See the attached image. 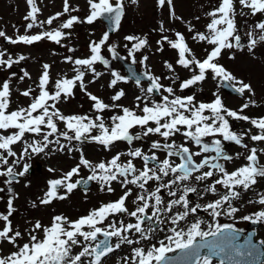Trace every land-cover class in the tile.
<instances>
[{"label":"snow or ice","instance_id":"1","mask_svg":"<svg viewBox=\"0 0 264 264\" xmlns=\"http://www.w3.org/2000/svg\"><path fill=\"white\" fill-rule=\"evenodd\" d=\"M87 2L90 7V14L87 15L84 22L92 24L103 18L111 23V31L118 30L121 18L125 14L123 0H87ZM137 2L138 0H131L132 4ZM157 2L159 6L167 4L172 17L180 19L171 11L172 0H157ZM238 2L241 6L240 15L264 14V0H238ZM26 4L28 11L24 19L29 21L26 25V31L34 27H43L45 23L52 25L63 13L75 11L70 7L69 0H64L63 13H56L48 17L46 21H39L40 8L37 6L36 0H26ZM244 9H248V13H245ZM236 14L234 0H221L218 7L207 13L211 17L206 26L207 33L197 32L193 36V40L203 41L212 46L203 60L195 56L182 33L176 32L175 39H170L166 35L161 37L162 41L167 42L170 48L177 51L176 63L193 73L190 78L179 84L181 91L205 81L208 74L211 73L212 79L227 82V86L232 87V90L238 94L253 93L250 84L237 81L231 73L218 63L222 50L244 47L235 23ZM77 22H80L78 17L72 15L56 29L41 31L34 35H17L15 38L8 37L4 31H0V38H4L14 45L18 43L31 45L44 39L60 44L65 36L62 29H71ZM160 30L161 32L166 31L163 23H161ZM189 31H191V27ZM245 35L249 52L255 49L258 44L264 43V20L257 22ZM124 39L133 42L128 48V57H131L135 63V53L147 45V39L136 36H126ZM109 40L110 35L106 31L98 42H93L90 45L91 55L88 58L73 61L72 57H66V62H72L76 66L74 69L76 74L71 79H58L54 85L55 90L51 92L48 88L50 66L44 64L37 85L39 94L32 99L27 108L8 111L11 93L10 81L5 80L0 85V131L9 133L0 134V165L5 166L0 169V177H5V183L10 185L17 177L25 176L29 170L27 163L23 165L21 171L16 172L14 170V165L19 163V160L28 157L29 152L40 154L53 144L57 146L54 150L72 152L71 142L73 140L77 142L90 140L108 148L118 141H126L128 144H132L134 140H140L149 135H159L165 143L153 141L151 149L164 150L168 157H179L180 162L173 163L168 158L160 161L155 151L148 155L140 148L127 152V155L132 159L126 163L120 162V153L107 162H99L95 165L81 155L78 165L65 173L62 178L48 182L49 187L44 198L40 201L41 204L47 205L53 199H65V195L59 194L61 190L71 193L77 189L78 185L87 184L89 181L98 182L102 188L106 187L108 192L114 191L111 184L118 181L126 189L124 194L118 200L102 204L99 208L90 211L88 215L75 221H68L63 216L53 217L50 226H43L41 222L36 221L29 231V242L23 245L17 243L18 239L22 237V233L13 229L9 219L14 211L13 198L10 197L7 215L0 214V221L3 222V227L0 229V242H7L13 245L16 250L6 256H0V264H85L84 258L89 257L91 259L88 264H103V258L119 249L122 244L132 245L150 240L149 233L154 234L159 226L166 222L172 225L168 229L171 234L147 249L133 248L130 260L125 258L124 264H214L213 257L219 258L220 264H255L256 258L264 256V251H261L257 244L253 243L252 234H249L244 238L243 243H240V230L234 228L232 224L215 222L220 215L226 214L231 217L239 210L232 203L240 197V191L237 189L242 188L244 191H250L257 185L259 179L264 178V163L260 162L258 155L264 153V148L252 147L249 149L248 145L243 143L246 133L238 134L233 131L229 121L231 118L232 120L249 122L258 130L257 134L250 135V139L253 142H264V117L250 118L242 114L250 105L254 106L255 101L245 102L239 111L228 109L223 104L222 98L216 93H213L215 99L212 102L196 103L194 95L184 97L175 95L172 87H165L161 84L160 77L153 76L146 71L144 75L150 81V85L146 89L141 87V92L144 95L136 97L137 101L143 102L142 108L137 104V108H140L142 114L119 104H106L97 96L87 93L84 79L86 71L92 72V82H95V79L101 75L94 67L97 63L106 68L109 67V60L102 55V46H107L108 52L114 59L118 58L116 46L108 43ZM157 43L159 44L161 41H157ZM69 51H73V49H69ZM4 55V52H0V66L9 69L13 64L25 59L23 55L15 60L11 56L4 59L2 58ZM146 60L147 57L145 56L140 63L143 64ZM165 66L169 71L174 72L172 64L165 62ZM22 71L23 76L19 78L21 81L25 77H29L27 71L23 69ZM12 75L15 76V73ZM111 76L113 78L109 87H115L119 82L128 81L127 77L116 71H111ZM135 83L140 86L141 79L137 77ZM236 83L239 84L238 87L235 86ZM77 85L94 102L92 107L97 113H102L111 108H120L122 114L110 117L111 127L105 124L104 118L100 114H97L93 119L81 115L66 116L59 111L56 107L57 103L61 99L71 97L73 89ZM31 93L32 89L29 88L21 94L29 97ZM163 93L168 95H163ZM154 94L160 95L159 102L152 99ZM124 95V91L120 90L111 99L119 101ZM50 101L51 103H49ZM57 121L63 122L65 131H59ZM136 127L142 131L133 135L131 130ZM94 129L98 130L99 134L91 135ZM28 133L37 136L42 135V140L36 139L27 143L25 137ZM178 133L182 134L187 141L197 145L199 151L192 152L187 146L176 145L174 140L171 143L167 142ZM50 137H54V139H50ZM61 137L68 144L61 143ZM206 137H211V141L205 142L204 138ZM18 142L25 143L24 149L19 157L12 160L10 164L8 158L17 157L12 146ZM223 142L234 143L244 148L246 150L244 158L247 163L234 171H227L219 161H230L233 157L226 153ZM206 153H214V155H205L199 163L195 161L194 157ZM136 158L143 161L142 170L137 169L133 163ZM81 166L89 169L90 174L86 180L78 179L71 182L72 177L79 176ZM204 168L209 170L201 171ZM49 170L52 171V169ZM217 172L220 174V178L215 179L212 184H208L204 192L216 194V186L219 185L226 190L225 193L220 195L219 199L206 205L202 206L199 203L193 205L189 194L202 195V193L198 191L197 187L186 182L193 179L197 182L207 181L214 177ZM193 173L199 174L193 176ZM170 174L173 178L167 182L159 183L155 190L148 191L145 188V185L150 181L160 182L163 177H168ZM127 185H135L142 190V194L136 196L134 203L137 206L131 212L126 207V200L132 194L131 188H127ZM162 189H167L168 196L174 197L167 202L166 206L160 194ZM8 191L11 192L10 187ZM257 196V200L249 201V203H258L264 206V193H258ZM150 201H154V203H150ZM177 206L182 207L183 211L174 212L173 210ZM225 207L226 212L224 211ZM149 209H151L150 215L148 214ZM201 210L208 212L213 220L207 229L202 227L205 223L202 219H195L186 229L180 227L181 221H185L190 215H195ZM117 214L133 217L135 223L125 225L121 221L119 226L116 222L108 224L107 227L103 226L109 217ZM165 216H167V220L164 219ZM242 219L251 220L253 223L264 222V210L257 211L251 216L245 215ZM145 222L148 224L147 228L142 227ZM37 230H42V238H38L34 234ZM132 231L139 234V240L134 241L129 238L128 234ZM100 236L103 239H100ZM113 237L117 238L114 245L111 243ZM78 245L81 246V250L77 254H73L74 247ZM260 245L264 247V241H261ZM177 251L180 255H169ZM260 264H264V260H261Z\"/></svg>","mask_w":264,"mask_h":264},{"label":"rangeland","instance_id":"2","mask_svg":"<svg viewBox=\"0 0 264 264\" xmlns=\"http://www.w3.org/2000/svg\"><path fill=\"white\" fill-rule=\"evenodd\" d=\"M36 2L37 6L40 8V12L38 13L39 21H46L48 17L56 13H63L64 0H36ZM220 2L221 0H172L171 11L174 12L176 17H180V19H174L170 14L169 6H167V4H165V6H159L157 0H138L136 4H132L131 0H123L125 14L121 18V24L118 30L109 33L110 40L108 43L115 45L116 51L120 55L128 60H132L131 57H128V48L131 47V43L133 42L125 40L124 37L136 36L142 39L146 38L147 45L139 52L135 53V64L137 68L145 72L147 71L153 76L160 77L161 84L165 87H172L175 95L181 97L194 95L196 103H210L215 99L213 93H216L222 98L223 104L228 109L236 111H239L245 102L254 100L255 105H250L242 114L250 118L264 117V43L258 44L255 49L249 52L247 49V37L245 35L257 22L264 20V14H257L256 16H252L251 14L240 15L241 6L238 0H234L237 13L235 16V23L238 28V34L242 37L241 43L244 47L224 49L218 59V63L231 73L237 81H243L251 85L253 89V93L251 94L245 92L241 95L228 92L223 88L221 80L212 79L211 73L208 74L205 81L181 91L179 84L183 80L190 78L193 73L176 63L178 59L177 51L170 48L167 42L161 40V37L164 35L168 36L170 39H175V33L180 32L184 35L186 43L195 56L203 60L206 58L207 51H210L212 46L203 41L193 40V36L197 32L207 33L206 26L211 20V17H209L207 13L218 7ZM69 4L75 11L63 13L52 25H47L45 23L43 27H34L26 31V25L29 23V21L24 19L28 11L26 0H0V31H4L6 35L11 38H15L17 35H34L41 31L59 28L60 24L72 15L77 16L80 21L75 23L71 29H62L65 36L62 38L60 44L44 39L31 45L23 43L14 45L4 38H0V52L5 53L2 58L7 59L11 56L12 59L15 60L21 55L25 57L23 61L13 64L10 69L5 66H0V85H2L5 80L10 81L11 93L8 111H14L18 108H27L32 102V99L39 94L37 85L39 83V77L43 72L44 64L50 66V81L48 85L50 92L55 90L54 85L58 79L73 78L76 74L74 71L76 66L72 62H66L65 58L72 57L73 61L75 59L88 58L91 55L90 45L93 42H98L102 38L103 33L107 31L106 25L101 19L96 20L92 24L84 22L87 15L90 14V7L87 0H69ZM243 11L248 13V9H244ZM161 23H163V27L166 29L164 32L160 30ZM190 27L191 31H189ZM157 41H161V43L158 44ZM69 49H73V51H69ZM102 55L109 60V67L106 68L100 63L94 65L96 71L101 73V75L95 79V82H92V72L86 71L84 83L87 93L97 96L106 104H119L123 107L135 110L138 114H142L140 108L143 107V102L137 101L136 97L144 95L141 92V87L146 89L149 86L148 82L146 80H141L140 86H137L134 80L127 77V82H119L115 87H109L110 81L113 78L111 76V71H116L123 76H125V72L121 63L116 58L114 59L108 52L107 46H102ZM145 56L147 60L141 64L140 61ZM165 62L173 65L174 72L166 68ZM22 69L29 73V77H25L21 81L19 78L23 76ZM12 73H15V76H13ZM173 81L175 82L173 83ZM235 85L237 87L239 86L238 83ZM29 88L32 89L31 95L29 97L23 96L21 93ZM120 90H123L125 95L119 101H113L111 97ZM163 95L168 94L163 93ZM152 99L159 102L161 97L159 94H154ZM49 103H51V101ZM93 103L94 102L89 99L88 95L77 85L73 89V95L67 99H61L56 107L66 116L81 115L94 119L97 114H100L103 116L104 122L108 127H110L112 123L110 119L111 116L122 114L118 107L104 110L102 113H97L92 107ZM137 104L140 105V108H137ZM229 121L233 131L238 134L246 133L243 143L247 144L249 149L252 147L264 148V142H253L250 139V135L257 134L258 130L249 122L232 120L231 118H229ZM57 126L60 132L66 130L62 121H57ZM45 131H47V129H45ZM141 131L139 127H136L133 135ZM0 134L9 133L0 131ZM97 134H99V132L96 129L91 133V135ZM36 139L42 140V135L26 134L25 140L27 143H31ZM50 139H54V137H50ZM204 139L205 142H210L212 138L206 137ZM173 140L176 145L187 146L192 152L199 151V147L191 141H187L182 134H176L167 142L171 143ZM153 141H159L161 144L165 143L163 138L159 135H149L140 140H134L132 144L118 141L108 148H104L102 145L90 140H85L83 142L73 140L71 142V147H73L72 152H68L67 150H54L57 147L55 144L50 145L45 152L40 154H31L29 152L28 157L19 160V163L14 165V170L19 172L23 169V165L27 163L29 165V170L25 176L17 177L10 185L5 183V177H0V214L7 215L8 200L10 197L13 198L14 211L9 219L13 229L19 230L22 233V237L18 239L17 243L23 245L29 242V231L36 221L41 222L43 226H50L55 216H63L66 217L68 221H74L77 214L87 212L100 200L106 201L108 198H113L115 196L113 195L112 197V194H109L112 192H108L106 187L102 188L98 182L92 181V184L89 182L87 187L82 189L78 186L77 189H74L71 193H66L64 190H61L59 194L65 195V199H53L52 202L47 205L40 203L48 190V182L53 179L62 178L65 173L78 165L81 155L95 165L99 162H107L111 160L113 156L120 153V162L126 163L129 159H132L127 155V152L134 150L135 146H141L143 152L146 154H151L152 151H155L158 159L162 161L165 159V154H167V152L164 150H152L151 144ZM60 142L68 144L63 137L60 138ZM24 146V142H18L16 145L12 146L13 150L17 153V157H9L10 164L12 160L19 157ZM223 146L226 153L233 157L230 161H219L224 165L227 171H234L247 163L244 158L246 152L244 148L230 142H223ZM205 155L211 156L214 155V153L201 154V156L194 157V159L199 163ZM258 155L260 162L264 163V153H259ZM178 158L179 157H170V160L173 161V163L174 160L176 163H179ZM133 163L136 165L137 169L141 170L143 166L141 160L134 159ZM3 167L5 166L0 165V169ZM49 169H52V171ZM208 170V168H204L201 171ZM89 174V169L81 166L79 176L72 177L71 182L76 181L77 177L87 176ZM197 174L199 173H193V176ZM168 177L173 178L171 174ZM168 177L164 179L168 181ZM219 178L220 174L217 172L214 177L207 181L197 182L193 179L186 182L197 187L198 191L202 193V195H197L195 193L189 194L193 205L196 203L202 206L206 205L207 203L219 199L220 195L225 193L226 190L219 185L216 186V194L204 192L208 184H212L215 179ZM152 183L154 182L150 181L145 187L148 191L155 190L158 186ZM9 187L11 188V192L8 191ZM126 187L131 188L132 192L127 198L130 204L131 200H136L138 193L142 194V190L135 185H127ZM237 190L240 191V197L232 203L233 206L237 207L239 210L231 217L222 214L216 218L215 222L219 224L225 222L234 224L239 218L245 215L251 216L257 211L264 210V206L258 203H249V201L258 199V193H264V178L259 179L257 185L250 191H244L242 188ZM162 191H164V189H162ZM164 192L165 195H168L167 189H165ZM128 203H126V206L128 210H130L131 206H128ZM181 208L182 207L177 206L173 211H183ZM224 211H227L226 207ZM164 219L167 220V216H165ZM186 219H190L191 221L180 222V227L185 229L188 224L194 222L195 219H202L205 221L202 225L204 229H207L208 225L213 223L212 217L205 211H198L197 214L190 215ZM259 223V225L255 227L257 230L255 238L257 237V239L264 240V222ZM238 225L241 226L239 221ZM2 227L3 222L0 221V229H2ZM142 227L147 228V222H145ZM171 227L172 225L166 222L161 224L154 234L149 233L151 236L150 240L141 241L139 244H122L119 249H116L114 252L108 254L106 258H103V264H124L125 258H129L130 260L132 256V253L125 255L126 252H131L135 247L147 249L154 244H158L156 240L159 237L164 238L171 234L168 231ZM131 233L128 234L130 239H138L139 234L135 233L132 236ZM34 234H36L38 238L43 237L42 230H37ZM15 250L16 248L13 245L7 242H0V256H6ZM80 250V245L74 247L73 254H77ZM84 259L85 264H88L91 258ZM218 261L217 259L213 260L214 264H220Z\"/></svg>","mask_w":264,"mask_h":264},{"label":"flooded vegetation","instance_id":"3","mask_svg":"<svg viewBox=\"0 0 264 264\" xmlns=\"http://www.w3.org/2000/svg\"><path fill=\"white\" fill-rule=\"evenodd\" d=\"M105 148V147H104ZM142 151H143V148H140ZM146 154V153H145ZM175 158V157H174ZM139 160H140V158H139ZM142 161V160H141ZM143 162V161H142ZM173 162V161H172ZM174 163H176V161L174 160ZM136 166V165H135ZM143 169V166H142V168H141V170ZM165 177H163L162 178V180H164L165 182H167V180L166 179H164ZM169 179H172V178H169L168 177V180ZM92 182V181H91ZM154 183H152V184H155L156 183V181H153ZM92 184V183H91ZM147 185H145V187H146ZM112 188L114 189V191H112V193H109V194H112V197H113V195H115L113 198H108L106 201H99L96 205H94V206H92L87 212H84V213H81V214H77L76 215V220L77 219H79L80 217H82V216H86V215H88L89 214V212L90 211H92V210H94V209H97V208H99L102 204H107V203H109V202H113V201H116V200H118L119 198H120V196H122L123 194H124V192H125V187H122L121 186V184L118 182V181H114V182H112ZM164 191H165V189H164ZM164 191H161V196H162V200L165 202V206H166V204H167V202L169 201V200H171V199H174V197H169L168 195H165V192ZM116 192V193H115ZM118 193V194H117ZM137 195H139V193L137 194ZM135 201V200H134ZM134 201H132L131 200V203L129 204L128 203V200H126V203H128V206L130 205L131 206V208H130V210H129V212H131V211H133V210H135V208H136V206H137V204L136 203H134ZM150 203H154V201H150ZM127 207V206H126ZM182 209V208H181ZM202 211V210H201ZM175 212H177V211H175ZM148 214L150 215L151 214V210L149 209L148 210ZM81 215V216H80ZM131 219V221H130V219ZM133 220V221H132ZM121 221H123V223L126 225L127 223H135V218H132V217H130V216H123V215H120V214H117V215H115V216H111V217H109V219L108 220H106L105 222H104V227H107V225L108 224H110V223H112V222H116V224H117V226H119V223L121 222ZM186 222H189V221H191L190 219H186L185 220ZM238 221L241 223V226H239L238 225ZM231 224V223H230ZM260 224V223H259ZM259 224H257V225H255V226H253V222L251 221V220H249V221H245V220H243L242 218H239L234 224H232L235 228H237V229H239V230H241V231H243V232H247V231H249V230H251L252 228H254L255 229V233L257 234V230H256V226H258ZM189 225V224H188ZM85 230H87V229H85ZM135 234V232L134 231H132V233H131V235L133 236ZM131 236V237H132ZM255 236V235H254ZM100 239H103V237L102 236H100L99 237ZM165 238V237H164ZM163 237H159L157 240H156V242H159L160 240H162V239H164ZM257 238V237H256ZM134 241L135 240H139V237H138V239L136 238V239H133ZM260 240V239H259ZM261 241H264V240H261ZM111 242H117V240H116V238L115 237H113L112 239H111ZM154 242V241H153ZM214 260V259H213ZM218 262H220V261H218Z\"/></svg>","mask_w":264,"mask_h":264},{"label":"water","instance_id":"4","mask_svg":"<svg viewBox=\"0 0 264 264\" xmlns=\"http://www.w3.org/2000/svg\"><path fill=\"white\" fill-rule=\"evenodd\" d=\"M104 22H105V25H106V28H107V31L109 32V33H112L113 31H111V23L108 21V20H106V19H103V18H101ZM118 53V52H117ZM120 63H121V65H122V67H123V69H124V72H125V76L126 77H128V78H130V79H133L134 81H135V79L137 78V77H139L141 80H146L148 83H149V85H150V81H148L147 79H146V77H145V72L143 71V70H140V69H138L137 68V65L135 64V63H133V61H131V60H128L127 58H125L124 56H122V55H120L119 53H118V58H116ZM222 86H223V88L225 89V90H227L228 92H232V93H236V92H234L233 90H232V87H229V86H227V82H224V81H222ZM237 87V86H236ZM79 179H82V178H79ZM86 180V179H85ZM87 185H88V183L87 184H80V186L81 187H83V188H85V187H87ZM253 224H258V223H253ZM239 234H240V243H243V240H244V238L245 237H247L249 234H252V239H253V243H255V244H257V246H258V248L261 250V251H264V247H262L261 245H260V240H256L255 238H254V230L253 229H251V230H249L246 234H244L243 236H241V234H242V232L240 231L239 232ZM169 255H171V256H178V255H180V253H179V251H177L176 253H170ZM213 258H216V257H213ZM216 259H218L219 260V258H216ZM264 259V256H260V257H258V258H256V261H255V264H260V261L261 260H263Z\"/></svg>","mask_w":264,"mask_h":264},{"label":"trees","instance_id":"5","mask_svg":"<svg viewBox=\"0 0 264 264\" xmlns=\"http://www.w3.org/2000/svg\"><path fill=\"white\" fill-rule=\"evenodd\" d=\"M154 126V125H153Z\"/></svg>","mask_w":264,"mask_h":264}]
</instances>
